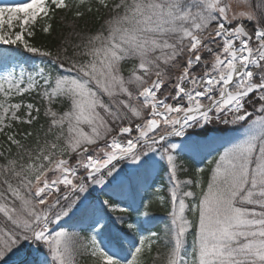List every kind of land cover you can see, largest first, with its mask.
Masks as SVG:
<instances>
[{"label": "snow or ice", "instance_id": "snow-or-ice-1", "mask_svg": "<svg viewBox=\"0 0 264 264\" xmlns=\"http://www.w3.org/2000/svg\"><path fill=\"white\" fill-rule=\"evenodd\" d=\"M0 264H264V0H0Z\"/></svg>", "mask_w": 264, "mask_h": 264}, {"label": "trees", "instance_id": "trees-1", "mask_svg": "<svg viewBox=\"0 0 264 264\" xmlns=\"http://www.w3.org/2000/svg\"><path fill=\"white\" fill-rule=\"evenodd\" d=\"M59 21V17L57 18ZM73 20V17L71 15H69V22H71ZM76 24V28L78 31H87L88 28H92L94 30V28L96 27V21L92 20V19H88L87 24L85 23L84 20H79V21H75ZM71 31V29L69 27H64L61 26L59 23H57V31L56 33H54L52 36L47 37L44 35H40L37 37L38 43L42 44V45H49V46H55L57 44V42L60 40V38L62 36H66L68 35V33ZM211 159V157H209ZM195 160L197 161V159L195 158ZM204 159H201L200 162H202L204 165H206V161H202ZM199 162V161H197ZM199 162V163H200ZM206 162V163H205ZM207 171V168L205 169ZM156 215L161 218V220L164 219L165 217V213L161 212L159 210L156 211ZM162 226V225H161ZM191 239V238H189Z\"/></svg>", "mask_w": 264, "mask_h": 264}, {"label": "rangeland", "instance_id": "rangeland-1", "mask_svg": "<svg viewBox=\"0 0 264 264\" xmlns=\"http://www.w3.org/2000/svg\"><path fill=\"white\" fill-rule=\"evenodd\" d=\"M6 2H9V3H15V2H18V0H6ZM210 157V156H209ZM208 157V159H210ZM196 159H197V161H199L200 162V160L201 159H203V157L202 156H197V157H195ZM202 161H206V160H202ZM206 163V162H205ZM200 166H205L202 162H200Z\"/></svg>", "mask_w": 264, "mask_h": 264}]
</instances>
